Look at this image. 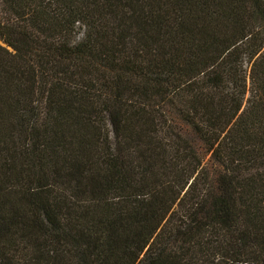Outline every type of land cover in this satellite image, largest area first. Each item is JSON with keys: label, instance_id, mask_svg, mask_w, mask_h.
I'll return each mask as SVG.
<instances>
[{"label": "trees", "instance_id": "trees-1", "mask_svg": "<svg viewBox=\"0 0 264 264\" xmlns=\"http://www.w3.org/2000/svg\"><path fill=\"white\" fill-rule=\"evenodd\" d=\"M0 43V264H264V0H0Z\"/></svg>", "mask_w": 264, "mask_h": 264}, {"label": "rangeland", "instance_id": "rangeland-1", "mask_svg": "<svg viewBox=\"0 0 264 264\" xmlns=\"http://www.w3.org/2000/svg\"><path fill=\"white\" fill-rule=\"evenodd\" d=\"M0 45H1V43H0ZM208 158H209L208 156L205 157L206 161L208 160Z\"/></svg>", "mask_w": 264, "mask_h": 264}]
</instances>
